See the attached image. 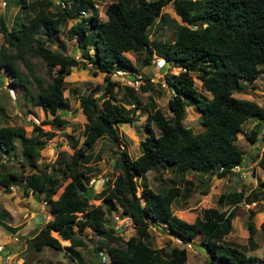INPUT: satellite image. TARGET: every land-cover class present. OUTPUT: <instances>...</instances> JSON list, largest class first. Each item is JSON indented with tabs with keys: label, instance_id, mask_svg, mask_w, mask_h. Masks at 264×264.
<instances>
[{
	"label": "trees",
	"instance_id": "obj_1",
	"mask_svg": "<svg viewBox=\"0 0 264 264\" xmlns=\"http://www.w3.org/2000/svg\"><path fill=\"white\" fill-rule=\"evenodd\" d=\"M108 1L103 20L98 18L92 0H20L22 9L17 10L10 26L0 16V69L9 77L8 85L18 88L25 102L41 109L45 119L40 125L66 124L57 112L69 109L62 92L64 77L72 67L85 69L88 65L93 75L103 74L102 85L96 84L77 96L85 122L80 145L76 146L77 142L69 137L73 150L68 161L55 160L38 170L39 151L53 133L31 124L30 136H25L21 126H0V156L11 158L18 142L20 158L18 171L4 170L0 160L2 190L8 193L16 185L25 194L40 195L51 216L28 239L30 249L39 252L48 247L79 264L75 248L84 245L82 232L89 230L96 237L93 250L99 254L103 250L109 264H186L184 247L171 246L166 250L149 245L148 225L152 223L182 244L192 243L200 236L196 244L205 249L203 264H257L254 255L224 240L231 230L235 206L241 201L252 202L254 189L246 195L242 189L220 193L215 205L204 208L191 223L173 214L171 202L181 194L180 186L187 192L193 185L185 173H202L208 180L210 176L221 178L240 165L242 151L234 142L248 119L253 123L246 139L250 143L256 141L260 123L264 122V107L233 93L244 92L250 82L264 73V0ZM168 3L179 21L161 11ZM86 10L89 14L83 17L81 11ZM66 19L75 21L63 32L61 24ZM163 27L170 30L171 39H150L152 28ZM61 33L74 39L78 58L66 54ZM51 44L57 48L52 49ZM129 52L134 56L133 62L124 56ZM153 56L179 70L162 77L165 86L173 91L166 101L168 115L150 95L146 102L140 103L134 88L128 85L119 86L123 93L117 99L114 88L118 83L110 79L115 71L130 73L131 80L139 75L137 88L148 91V79H142L135 61L145 66ZM33 58L43 62L46 79L34 73ZM195 70L208 97L193 86L191 73ZM127 103L132 105L131 110L124 107ZM186 106L198 111L200 131L193 132L183 125ZM133 110L145 114L143 127L147 134L138 143L139 153L131 158L122 148L113 164L116 174L97 192L100 202L89 203L87 175L93 146L103 135L118 145L117 127L134 121ZM152 127L157 129V134ZM262 142L256 164L264 171ZM79 165L82 167L78 168ZM25 167L30 171L25 172ZM158 169H169L172 176L166 181L168 185L157 182L153 190L146 173ZM154 179L161 178L156 175ZM206 180L202 178L201 184ZM256 186L264 188V176L257 180ZM59 187L60 192L53 198ZM117 208L130 217L134 230L126 239L104 230L105 215ZM252 216L249 210L244 221L249 250L255 248ZM0 225L10 233L17 230L2 221ZM259 230L264 234V219ZM58 238L68 241V245H61Z\"/></svg>",
	"mask_w": 264,
	"mask_h": 264
},
{
	"label": "rangeland",
	"instance_id": "obj_2",
	"mask_svg": "<svg viewBox=\"0 0 264 264\" xmlns=\"http://www.w3.org/2000/svg\"><path fill=\"white\" fill-rule=\"evenodd\" d=\"M4 1L6 4L5 7H0V16L4 19L7 26H10L13 18H15V13L17 10L21 11L20 0H0ZM32 1V0H27ZM94 6L96 7L98 18L100 20L105 19L103 10L108 0H92ZM62 4L59 6L61 9ZM162 12H165L169 17H172L176 21H179V18L174 15L171 4L168 3L161 9ZM22 13H20L21 15ZM24 14V13H23ZM89 11L86 10L83 17L87 16ZM21 19V17L19 18ZM73 19H66L61 25V30L64 32L71 24L74 23ZM150 39L154 40H167L171 39L170 30L166 27L162 29L152 28L150 31ZM60 38L64 41L66 45V54L74 58L79 57V52L75 46L74 39L67 38L63 33L60 34ZM159 38V39H158ZM1 41V35H0ZM52 49L57 48L54 44L49 45ZM92 53V50H89ZM124 56L127 57L131 62H133L132 53H124ZM140 57L143 55L140 54ZM155 56L152 57V60L149 64L141 66L135 61V67L138 72L143 77L148 79L149 90L146 92L140 91L138 88H134L136 96L140 103L146 102L148 95L154 99L158 108L166 115H168V110L166 107L167 99L173 94V91L165 86V83L162 80L163 75L166 74H175L177 73L178 68L168 65L166 62L156 61ZM33 62L34 73L40 76L43 79H46L45 67L42 61L38 58L31 59ZM198 71L195 70L191 73L193 79V86L204 96H209L205 91L200 87V82L197 79ZM103 74L97 73L93 75L91 73V68L87 65V68L81 69L79 67H72L70 73L64 77L63 83V96L66 97L69 109L67 111H58L57 114L60 118H63L66 121V124L62 127L50 126L48 124L40 125V121L44 118V114L41 109L37 106H32L28 102L23 100V97L20 93V90L17 88H12L8 85L9 77L6 73L0 69V106L2 107V115H0V126L1 125H18L21 126L24 130L25 136H30L31 124L39 125L42 131H51L53 135L50 139L46 140L45 146L39 151V156L36 159V167L38 170H43L45 165H49L55 160L68 161L72 153L73 148L71 147L69 137L72 141H76L77 145H80L82 142V130L85 122L84 116L82 115L79 107L77 96L78 94H85L90 89H92L96 84H103L102 79ZM110 79L118 83V87L114 88L117 99H120L121 94L123 93L120 85H128L131 81V74L124 73L119 74L116 71L110 74ZM259 80V79H257ZM144 81L142 80L141 84L143 85ZM140 84V85H141ZM145 83L144 85H146ZM129 86V85H128ZM244 92H234L233 95L238 98L248 99L253 98L258 105L264 107V93L259 92V88L256 85H252L249 88V84L245 88ZM120 90V91H119ZM97 93L94 94V96ZM248 94V95H247ZM249 94L250 97H249ZM261 96L263 99H258ZM99 103V102H98ZM124 107L128 110L132 109L131 104H124ZM134 121L132 123H123L119 124L117 127L118 132V145H115L106 135L101 136L95 143L92 149V156L90 165V171L87 175L89 179L87 185L89 186V197L88 201L92 204H98L100 199L97 198V192L106 186L107 180L112 179L113 175L116 174V171L113 168L114 161L117 157V153L124 148L125 151L131 158H134L139 153L138 143L143 137L147 134L143 124L145 114L141 112L138 113V110H133ZM198 111L195 110L193 106L185 107V115L182 119V123L185 126H188L193 132L200 131L201 126L199 125ZM48 116L46 119H49ZM253 121L246 120L241 126V133L237 135L235 140V145L242 151V160L240 163V169H238L235 174L232 172L230 180L227 179H215L214 185L216 188H220V192L236 191L239 189L243 190V193L248 191L249 185L253 186V179L255 177L254 172H252V167H255V159L260 153V148L263 145L262 140L264 141V122L260 123V132L256 137L254 143H250L246 137L249 134ZM155 134L158 133L155 127H152ZM16 148L12 154L11 158L6 159L5 156H0L4 170L18 171L19 165V149L18 142H15ZM75 146V147H76ZM10 159H12L10 161ZM56 165V164H55ZM250 165V166H249ZM63 164L61 165V167ZM82 165H79L78 168H81ZM25 172H29L28 167L24 168ZM259 176L261 171H259ZM198 174V172H196ZM195 173H187V176L192 177L193 179L198 178ZM202 174V173H201ZM158 175L161 179L155 180L154 176ZM254 175V176H253ZM257 175V174H256ZM172 176V172L167 169L166 171H161L160 169L157 172L149 171L146 173V178L151 189L155 190L157 188V182L160 185H168L167 179ZM204 176V174H202ZM62 179V177H60ZM260 177H256V180ZM66 180H63L64 184ZM208 181V180H207ZM198 183L197 189L195 192H189L187 199L180 200L177 199L176 203L172 204V210L176 213L177 217L180 219L183 218L186 222H191L194 218V214L200 212V208L203 204L199 202L200 200V189L207 187L210 183ZM249 185H248V184ZM256 184V182H255ZM3 187L0 186V221L4 222L10 228L17 229L8 232L4 227L0 225V246L2 245V252L4 254L0 261L5 260L3 264H19L22 261L25 264H36L38 262H44L46 264H75L67 257L63 252L53 250L48 247H43L39 252H35L30 249V243L28 239L34 234V232L50 217H48V206L43 203L41 196L24 194L22 193L19 186L13 185L10 188V192L5 193ZM183 189V186L181 190ZM61 187L57 189L53 198L58 195ZM138 191V190H137ZM192 194V195H191ZM217 197V196H216ZM216 197L210 201L215 202ZM262 198L258 197L256 199L255 206L252 203L240 202L235 206L234 213H236L234 221H232L233 230L231 233L227 234L224 238L227 240L232 239L233 242L239 245L247 254L254 255L257 258V264H264V235L259 229L255 234V248L249 250L246 244V233L245 227L239 223H243L246 211L253 207L256 208L260 204L263 205L261 201ZM189 203H186V202ZM208 205L210 202H206ZM248 204V206H246ZM215 204H213L214 206ZM118 208L110 212V214L105 215L104 220V230L110 231L113 235L119 236L122 239H126L129 235L134 233V230L131 226L130 217L121 214ZM180 212V213H179ZM79 215V214H78ZM116 216L117 218H115ZM182 218H181V217ZM264 213H262V216ZM258 216L255 217L257 219ZM240 220V221H239ZM243 226V227H242ZM74 231H77L75 226L73 227ZM8 232V233H7ZM148 242L149 245L155 249L159 247H164L168 250L171 246L183 247L184 244L180 243L178 240L160 228L158 225L149 223L148 225ZM53 235L54 233L51 232ZM82 239L84 240V245L82 247H76L78 253V262L79 264H101V262H106L107 259L104 254V251L101 250L100 254L93 250V241L96 237L92 235L89 230H84ZM61 245H68V241L59 239ZM198 243V238L193 239L191 247L187 248V257L186 264H203L206 254L205 249L200 246ZM97 253V254H96ZM102 254V255H101Z\"/></svg>",
	"mask_w": 264,
	"mask_h": 264
},
{
	"label": "crops",
	"instance_id": "obj_3",
	"mask_svg": "<svg viewBox=\"0 0 264 264\" xmlns=\"http://www.w3.org/2000/svg\"><path fill=\"white\" fill-rule=\"evenodd\" d=\"M5 7V6H4ZM257 79H259V80H257ZM249 85H256L260 90H259V92L260 93H264V73H262V74H260L255 80H253L252 82H250V84ZM248 95V94H247ZM250 95L251 94H249V97H250ZM258 99H263L261 96H259V98ZM249 100H252V101H254L253 100V98L252 97H250L249 98ZM254 102H256V101H254ZM257 103V102H256ZM259 104V103H258ZM260 150H261V148H260ZM259 150V151H260ZM256 160H257V157H256V159H255V167H252L253 169H252V172H254V173H256L255 174V177H254V179H253V181H254V183H253V186L251 187L248 183V185H249V188H248V191H246V192H244L243 193V195H246L250 190H252V189H254V191H256L255 193H256V195H254V197H255V199H253V201L252 202H250V203H252L254 206H255V204L257 203L256 202V199L258 198V197H260V198H262V200L261 201H259V202H262L263 203V205H259V206H257L256 208H253V207H251V208H249L247 211H246V214H245V217H244V220H243V223L241 222V223H239V227H238V229L241 227V225H243L244 226V221H245V219H246V216H247V212L249 211V210H251L252 212H253V216H252V220H253V223H254V226H255V229H256V231H255V234H256V232H257V230L259 229V224H260V222L264 219V216L263 217H261L262 216V213H264V188H258L257 186H256V184H255V182H257V180H260V179H262V177L264 176V171L261 169V168H259L258 166H257V164H256ZM250 166V165H249ZM238 169H240V166H238ZM259 171H261V175L259 176ZM195 173L196 174V172H193V171H190V173ZM232 172H234V174H235V171H231L230 173H228V174H226L225 176H223V177H221V178H216L215 176H210V177H208V181L206 180V176H202V174L201 173H198V174H196L197 176H198V178H196L195 177V179H193L192 177H190V176H187V173H185V178L186 179H189V180H191L192 182H193V185H192V187H190V188H188V190H187V192L185 191L186 190V188H184L183 187V189H182V192H181V194L178 196H176L175 198H173V200H172V202H171V210H172V204L174 203H176V201H177V199L179 198L180 200H185V199H187L186 197H188L189 196V192H195V190L197 189V187H199L198 186V183L200 182V180L202 179V178H204L206 181H207V183H209L208 185H207V187L205 188V187H203L202 189H200L199 191H200V193H201V195H200V200H199V202H201V204H203L202 205V207L200 208V212H198V213H195L194 214V218L191 220V222L195 219V217H197V216H200V214H201V211L204 209V208H208V207H213V204H215V202H213V201H210L211 200V198L213 199L214 198V196L216 197V196H218L220 193H223V192H220L219 193V191L218 190H220V188H217V190L215 191L214 190V188H216L215 187V185H214V181H215V179L217 180V179H219V180H221V179H227V180H230V178H232V176H230L231 174H232ZM236 175V174H235ZM254 176V175H253ZM260 177L259 179H257L256 180V177ZM178 178V177H177ZM177 181H178V183H179V186H180V182H179V178L177 179ZM199 181V182H198ZM201 185H204V184H201ZM20 187V186H19ZM180 187H182V186H180ZM20 189H21V187H20ZM21 191H22V189H21ZM237 191V190H236ZM22 193H24L23 191H22ZM25 194V193H24ZM27 194H31L30 192L29 193H27ZM192 195V194H191ZM31 196H32V194H31ZM42 199V198H41ZM43 201V200H42ZM186 201V200H185ZM206 202H210L209 204H212V205H208ZM242 202V201H241ZM43 203H45L44 201H43ZM186 203H189L188 201L186 202ZM46 204V203H45ZM46 206H47V204H46ZM172 212H173V214L175 215V216H177L176 215V213L174 212V210H172ZM180 213V212H179ZM235 216H236V213H234V216H233V218L231 219V230L228 232V234L229 233H231L232 232V230H233V225H232V221H234V219H235ZM256 216H258V218L257 219H255V217ZM48 217H50L49 216V214H48ZM181 217V216H180ZM179 218V217H178ZM182 218V217H181ZM182 220H183V218H182ZM185 221V220H184ZM240 221V220H239ZM45 222H46V220H45ZM186 222V221H185ZM188 222V221H187ZM191 222H188V223H191ZM242 226V227H243ZM8 233V232H7ZM35 233V232H34ZM255 234H254V236H255ZM227 235V234H226ZM225 235V236H226ZM244 235L245 236H247V232L246 233H244ZM56 236V235H55ZM262 237L264 238V235H262ZM196 238H200V236H196ZM246 238V237H245ZM59 239V238H58ZM224 240L225 241H227V242H230L231 244H235V245H237L235 242H233L232 241V239L231 238H229V239H225L224 238ZM254 242H255V237H254ZM193 243V242H192ZM256 244V243H255ZM2 246V245H1ZM239 246V245H238ZM43 249V248H42ZM41 249V250H42ZM1 252H2V249H1ZM247 253V252H246ZM3 254V253H2ZM20 264V263H19Z\"/></svg>",
	"mask_w": 264,
	"mask_h": 264
},
{
	"label": "built area",
	"instance_id": "obj_4",
	"mask_svg": "<svg viewBox=\"0 0 264 264\" xmlns=\"http://www.w3.org/2000/svg\"><path fill=\"white\" fill-rule=\"evenodd\" d=\"M4 5V3L3 2H1L0 3V6H3ZM81 13L82 14H84V12L83 11H81ZM158 59H156V61H157ZM117 73H119V74H124V72H122V71H116ZM138 77H139V75H137L133 80H131L129 83H128V85L129 86H131V87H133V88H137V86H138ZM219 169H221V167L219 168ZM231 170L232 171H237L238 170V166H234L233 168H231ZM246 206H248V204H246ZM115 218H117L116 216H114ZM185 247L186 248H190V244H186L185 245ZM6 256V255H5ZM5 256L3 257V260L1 261L2 263L4 262V260H5Z\"/></svg>",
	"mask_w": 264,
	"mask_h": 264
},
{
	"label": "clouds",
	"instance_id": "obj_5",
	"mask_svg": "<svg viewBox=\"0 0 264 264\" xmlns=\"http://www.w3.org/2000/svg\"><path fill=\"white\" fill-rule=\"evenodd\" d=\"M1 2H3L4 3V1H0V3ZM6 4L4 3V5L3 6H0L1 8H3L4 6H5ZM156 59H158L157 61H161V62H164L161 58H156ZM12 159H10V161H11ZM232 171V170H231ZM236 172V171H235ZM49 213V212H48ZM50 216V215H49ZM50 218H51V216H50ZM49 218V219H50ZM48 219V220H49ZM131 221V220H130ZM53 233H54V235L53 236H55V232L54 231H52ZM175 240H177V239H175ZM187 243H185L184 245H183V247L186 249V250H188L186 247H185V245H186ZM188 244H190V247H191V243H188ZM1 249H2V246H0V251H1ZM4 254H0V257L2 258V256H3ZM102 255V254H101ZM102 256H105L106 257V259H107V263L109 264V258H108V256L105 254V252H104V254L102 255ZM0 264H3L1 261H0Z\"/></svg>",
	"mask_w": 264,
	"mask_h": 264
},
{
	"label": "water",
	"instance_id": "obj_6",
	"mask_svg": "<svg viewBox=\"0 0 264 264\" xmlns=\"http://www.w3.org/2000/svg\"><path fill=\"white\" fill-rule=\"evenodd\" d=\"M130 124V123H129Z\"/></svg>",
	"mask_w": 264,
	"mask_h": 264
}]
</instances>
